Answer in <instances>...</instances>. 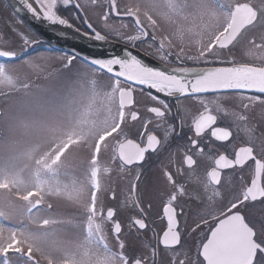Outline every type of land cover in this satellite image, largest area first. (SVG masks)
Segmentation results:
<instances>
[{"label": "flooded vegetation", "instance_id": "obj_1", "mask_svg": "<svg viewBox=\"0 0 264 264\" xmlns=\"http://www.w3.org/2000/svg\"><path fill=\"white\" fill-rule=\"evenodd\" d=\"M258 2L260 3L259 0H95L93 3V0H87L83 4V15L72 5L67 8L61 5L59 10L74 23L73 28L78 27L83 35H92L91 30L83 23L86 18L107 37L106 41L117 44L122 51L130 49L151 66L201 69L210 67L204 61L232 59L236 65L264 69V11ZM191 4L195 5L194 8L190 7ZM239 5L253 7L256 18L235 32L231 30V25L236 15L234 8ZM152 7L158 8L157 12L152 11ZM105 15L107 19L102 20L101 17ZM143 33H147L148 38L137 47L132 48L124 43V37ZM161 45L163 53L171 57L168 62L157 58L161 55ZM73 55L41 40L14 15L4 0H0V65L5 68V73L8 72V76L19 73L18 79L25 92L28 84H44L49 89L53 77L75 62L93 67L77 56L70 60ZM34 64L37 67L32 69ZM95 69L114 86V92L109 96L101 93L102 127L97 147L93 150L88 148L86 156L85 153L82 154L86 143L81 142L82 149L72 151V158L66 145L55 146L54 142L50 147H45L46 155L38 151L36 159L39 161L40 172L43 171L40 180L49 174H55L57 179L62 178L68 167L69 173L71 168L73 182L70 183L68 196L72 202L66 203L67 205L49 203L43 191L36 188L33 205L39 214L35 213L33 222L36 225L61 222L59 215L68 207L66 212L72 214L73 218L67 223L79 228V238L87 249L93 250L91 258H88L90 250L87 257L84 255L82 264H133L137 259L144 264H172V259L175 264H179L180 260L191 264L195 256V240L202 238V234L207 233L210 228L216 229L208 250L210 259L215 264H229L241 258L244 253L242 226L231 216L224 219L223 210L243 183L241 176L244 180L248 179L252 166L249 165L243 173L239 169L223 170L220 187L222 198L215 195L208 179V170L214 166L212 156L218 153L209 152L211 145L207 140L210 137L202 145L204 154L191 151L190 154L196 158L195 166H185L187 138L194 135L189 129L193 118L203 111L199 100L191 96H164L143 88L142 84ZM149 91L171 106V115L160 119L147 110L149 106H159L151 99ZM200 98L218 101L220 111H217V104H209V107L212 114L217 116V126L230 127L233 131V143L236 147L243 146L246 142L247 129L252 125H257L259 140L256 143L264 142V136L260 135L264 133V104H256L247 110L249 120L245 124L237 120L241 111L240 103L243 102L234 93L219 96L201 94ZM2 112L0 106V116ZM136 113L139 114L138 118H134ZM170 124L175 126V133L165 143V129ZM152 133L160 137L159 147H156L155 139H149ZM65 155L67 158H64ZM257 155L264 159V151H260L259 147ZM76 168L77 173L74 172ZM80 168L84 169L81 175ZM230 176L231 184L228 183ZM44 186L48 187L46 181ZM180 187H184V195L177 191ZM9 189L7 185L4 191L6 195H9ZM173 193L178 197L177 210L182 207L184 211V215L179 217L183 241L173 249H166L160 246V234L166 226L160 209L162 203ZM18 208V211L12 212L11 207H0L5 231L16 222L20 226L24 222L26 209ZM245 212L249 223L259 232L264 227V206H250ZM217 216L221 217L219 224L216 223ZM133 218L145 222L147 227L141 229L133 225ZM201 220H207L208 223L193 234V223ZM1 228L0 226V231ZM164 242L171 243L173 238L166 236ZM18 255L38 263L29 251L19 250Z\"/></svg>", "mask_w": 264, "mask_h": 264}, {"label": "rangeland", "instance_id": "obj_2", "mask_svg": "<svg viewBox=\"0 0 264 264\" xmlns=\"http://www.w3.org/2000/svg\"><path fill=\"white\" fill-rule=\"evenodd\" d=\"M259 1L264 11V0ZM151 10L157 12L158 8ZM36 67L32 65V69ZM18 75L16 72L8 76L0 65V106L3 110L0 116V207H11L12 212L25 207L26 216L21 226L16 222L5 231L4 217L0 214V264H82L90 249L79 238V228L67 223L73 218L66 212L68 207L59 215L61 222L39 225L33 222L39 214L33 205L35 189H41L49 203L68 204L72 202L68 189L73 182L71 168L70 173L67 172L69 167L62 178L49 174L40 180L43 171L40 172L36 157L38 151L46 155L44 149L52 142L55 146L66 145L70 158L72 151L82 149L81 142L86 143L82 150L86 156L88 148L97 147L102 127L101 93L109 96L114 86L98 70L78 62L60 70L49 89L44 84H28L25 92ZM83 170L79 169V175ZM74 172L77 173L78 168ZM44 181L48 187L44 186ZM7 185L9 195L4 193ZM19 250L31 252L38 263L19 256ZM91 251L88 258L93 256Z\"/></svg>", "mask_w": 264, "mask_h": 264}, {"label": "snow or ice", "instance_id": "obj_3", "mask_svg": "<svg viewBox=\"0 0 264 264\" xmlns=\"http://www.w3.org/2000/svg\"><path fill=\"white\" fill-rule=\"evenodd\" d=\"M86 2L87 0H84L83 3H81V0H33L34 7L33 3L28 2V0H22L24 7L34 18L43 20L51 26L59 25L68 28H73L75 25L60 13L59 6L62 5L67 8L69 5H72L83 15V4H86ZM94 2L95 0H93ZM101 19L106 20L107 16L105 15ZM83 23L91 30L92 35L89 38L101 42L107 40V37L86 18L83 19ZM75 30L79 32L78 27ZM84 35L88 36L89 34L84 33ZM147 38V33L134 34L124 37V43L135 48L141 42L146 41ZM160 47L161 55L157 58L168 62L171 59L170 55L163 53V45ZM71 59H75V55L71 56ZM89 59L99 64L105 62L111 63L113 72H117L120 67L128 64L135 65L145 77L143 81L135 82L141 83L143 88L154 90L155 93L163 94L164 96H191L199 100V103L203 106V111L193 118L189 129L194 135L187 138L188 148L185 149V166L189 168L195 166L196 158L190 154L191 151L195 150L198 154H204L205 150L202 145L205 143L206 138L210 137L207 140V143L211 145L209 152L218 154L212 156L214 166L208 170V179L214 189L215 195L221 198L222 171L239 169L243 173L249 165L252 166L247 180H244V177L241 176L243 183L234 193L231 202L223 210V218L227 219L231 216L243 229L242 241L244 253L241 258L231 261L229 264H264V227L258 232L249 223L245 212L250 206L258 204L264 206V159H261L257 155V147H259L260 151H264V142L256 143L259 140L257 125H252L247 129L248 136L246 142L243 146L236 147L233 143V131L230 127L217 126V116L212 114L209 107V104H217V111H220L218 101H205L200 98L201 94L211 93L219 96L220 94L234 93L243 102L240 103L241 111L237 115V120L247 124L249 120L247 110L256 104H264V69L253 71L248 66L236 65L232 59L216 60L214 62L204 61V64L210 67H202L201 69L183 66L167 69L145 63L128 48H125L122 54L108 56L106 59L101 57H90ZM245 71L248 74L244 76L232 75L233 73L239 74ZM247 93H255L257 95H246ZM148 94L159 105L148 107L147 110L151 114L160 119L171 115V106L168 103L160 100L159 96L153 95L151 91ZM231 98L229 97V99ZM138 115L136 113L134 118H138ZM174 133L175 126L170 124L165 129L164 142L168 143ZM260 135L264 136V133ZM149 139H155L156 147H159L160 137L152 133L149 135ZM229 149H231V154H229ZM152 150L154 151L155 149ZM257 167H259L258 176ZM168 175L171 176L170 173ZM172 182L175 183V181ZM231 182L232 177L230 176L228 183L231 184ZM177 191L181 195H184V187L178 188ZM177 199L178 197L175 193L171 194L162 203L160 209V215L166 225L160 234V246L162 248L173 249L181 245L183 241L179 217L184 215V211L182 207H180L179 211L177 210ZM215 219L216 223L219 224L221 217L217 216ZM131 222L141 229L147 227L145 222L138 221L136 218H133ZM207 223V220L194 222L191 232L193 234L197 233ZM215 232V228H210L207 233L202 234V238L195 240V256L191 264H215L208 254ZM166 236H171L173 242L165 243L164 238ZM133 264H144V262L137 259ZM172 264H175L174 259H172ZM179 264H187V261L180 260Z\"/></svg>", "mask_w": 264, "mask_h": 264}, {"label": "water", "instance_id": "obj_4", "mask_svg": "<svg viewBox=\"0 0 264 264\" xmlns=\"http://www.w3.org/2000/svg\"><path fill=\"white\" fill-rule=\"evenodd\" d=\"M16 17L24 22L41 40L50 46L68 51L75 56L83 59L93 67L102 70L113 77H118L126 81L136 83L135 81H143L144 74L137 66L128 64L119 68L117 72H113L111 63L105 62L99 64L91 61L90 57L107 58L122 54V49L115 43L110 41H95L88 36L77 32L75 28L65 26H51L43 20L33 17L31 13L24 7L22 0H4ZM236 14L231 25V30L237 32L241 28L249 25L256 18V10L249 5H239L234 8ZM247 15H244V14ZM233 35V33H231ZM75 51V52H74ZM252 69V68H251ZM253 71L258 69H252ZM246 71L236 75H247ZM141 84V83H136Z\"/></svg>", "mask_w": 264, "mask_h": 264}, {"label": "bare ground", "instance_id": "obj_5", "mask_svg": "<svg viewBox=\"0 0 264 264\" xmlns=\"http://www.w3.org/2000/svg\"><path fill=\"white\" fill-rule=\"evenodd\" d=\"M28 2L33 3V0H28ZM33 6L35 7V4L33 3Z\"/></svg>", "mask_w": 264, "mask_h": 264}]
</instances>
